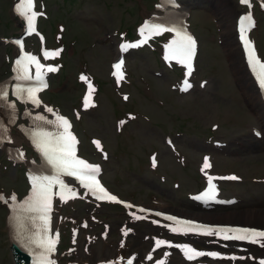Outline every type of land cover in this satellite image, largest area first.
<instances>
[{
  "label": "rangeland",
  "instance_id": "374dc122",
  "mask_svg": "<svg viewBox=\"0 0 264 264\" xmlns=\"http://www.w3.org/2000/svg\"><path fill=\"white\" fill-rule=\"evenodd\" d=\"M14 1L0 0V84L10 74V61L14 56L7 38L21 33L12 12ZM44 2L50 19L42 21L41 28L51 45L66 46L62 58L64 71L53 78L52 87L44 99L71 115L74 108L80 107L83 93L78 75L96 78L98 107L83 114L76 123V130L82 137V154L91 161L103 163L104 180L114 192L136 204L207 222L243 224L239 219L225 221L223 217L247 206L264 209V138H256L253 130L264 132L257 112L247 100L237 65L233 64L227 51L228 41L219 19L214 16L219 0H185L183 4L184 10L192 16L193 30L201 41L195 86L187 95L180 94L175 88L183 72L165 67L159 54L152 50L132 52L128 56L129 83L123 88H117L109 77L110 63L118 57L117 36L123 34L132 38L137 30V27L133 28L142 23L140 19L144 14L152 11L153 3L156 2L157 6V0ZM228 2L235 7L229 25L236 43L234 20L245 9L238 6L237 0ZM256 14L259 27L254 36L264 55V14L259 11ZM30 45L38 48L35 40ZM238 52L244 66L242 53L239 49ZM126 95L129 96L128 102L123 101ZM130 113L134 118L128 115ZM124 119L127 123L118 132L117 128ZM169 137L173 139L176 152L166 143ZM92 138L105 146L110 155L108 162H103L94 153ZM214 143L221 145L215 146ZM258 150L262 151L259 155ZM153 154H157L160 161L157 168L149 162ZM205 154L212 157L210 169L202 165ZM4 158H7L6 152L0 150L2 162ZM24 169L18 168L17 171L14 168L10 173L11 167H3L0 163V190L7 193L16 189L22 191L26 186ZM207 172L216 175L237 173L242 181L223 184V194L237 197L240 203L232 208H216L210 214L202 213L191 203L188 194L202 188L201 174L205 176ZM161 202L170 207H161ZM195 212L204 216H197ZM62 214L77 221L76 228H79L84 242L73 254L76 264H96L115 258L124 225L133 230L123 253L125 256L134 253L137 259L143 260L146 252L153 249L155 238H167L164 231L147 222H130L117 206L96 207L79 202L68 206ZM7 215L6 207L0 204V264H15L6 227ZM92 216H96L99 222L92 220ZM85 221L89 227L83 225ZM106 224L110 232L109 239L104 241L99 236ZM61 226L64 229L62 247H67L72 224L63 221ZM89 236L96 241L88 244ZM66 263L67 259L64 260Z\"/></svg>",
  "mask_w": 264,
  "mask_h": 264
},
{
  "label": "snow or ice",
  "instance_id": "6c2138e0",
  "mask_svg": "<svg viewBox=\"0 0 264 264\" xmlns=\"http://www.w3.org/2000/svg\"><path fill=\"white\" fill-rule=\"evenodd\" d=\"M243 3H248L249 0H242ZM34 3L33 0H19V3L16 6V10L22 16H24L28 21L29 30L34 32L35 25L34 21L38 13L33 11ZM243 19L251 22V15L244 17ZM150 32L159 33L162 31L158 26H153L148 29ZM243 31V29H242ZM246 45H248L250 49V58L255 65H258L260 69L259 79L261 85L264 86V63L256 60L254 55V49L251 46V43L244 37ZM17 44H21V41H16ZM139 44H122L121 49L123 51H127L129 48L138 47ZM195 46L196 42L190 35H182L179 39L174 40L169 46L168 55L165 57L166 60H177V62L184 64L188 69V75H191L192 72V65L191 60L195 53ZM60 54V50H56L54 52L44 51L43 55L45 58H51L54 56H58ZM24 61L30 62L29 64H25ZM34 63L36 68V80L41 81L40 87H46L47 85L43 83V75L44 73L41 71L42 68L45 66L42 65L39 60L35 56L30 54L25 55L24 60H17V71L22 72L23 75H19L18 79H32V77L28 74L30 71V65ZM123 61L121 60L117 64L114 65L116 72L114 75L117 76V80L123 79V73L121 71ZM57 69L55 67H47L46 71L53 72ZM81 79L87 80L86 77L82 76ZM203 86V85H202ZM192 85L188 82V80L183 81L182 91H188ZM40 89L29 88L27 89L28 97L31 99L33 104L39 106L40 101L36 98V91ZM22 90L17 88V93L21 92ZM92 91H94L93 86L89 83V94L85 97V108L90 105V96ZM7 92L0 90V97H6ZM127 99V97H125ZM47 111L52 112L51 108H48ZM37 120H43L44 117L37 116ZM57 120L60 122V126L63 127L64 131L58 134L55 138L52 137L51 133L43 132L38 134V139L36 141L37 148L42 152L43 156L47 159V161L52 164L59 173H63L69 176L76 177L84 183V186L91 189L93 194L96 195L97 199H109L112 201H116L115 196H111L107 193V191L100 185L97 176L100 172V167L98 165H93L85 160L79 158L76 155V144L78 143L76 137L70 131L71 123L62 116H57ZM51 123V122H49ZM121 123H124L123 121ZM97 148L100 149V141H94ZM102 150V149H101ZM205 168L210 167V165L206 162L204 165ZM209 190L204 193L203 195L209 199H214L215 197V186L212 184L213 177H209ZM226 179H238V177L231 176L226 177ZM87 181V182H85ZM53 183L60 184L62 188H66L67 186L63 184L58 178L56 181L47 180L45 178L43 181L38 180L37 178H33V187L31 194L28 198H26L23 202L19 204H14L13 212L16 213L14 219L17 221V226L19 232L25 231V224L24 220L31 219L35 221L39 219L42 222V232L43 235H38V238L33 239L31 242L36 245L37 248L41 249L39 256V264H54L49 258V254L55 251L56 239L49 237L47 234L49 232V212L51 211V186ZM74 195V193H73ZM16 196L13 194L10 197H4L0 194V201L7 202L11 200L13 202L16 201ZM23 214H34L32 216H25ZM168 219H172V217H168ZM180 229L195 227L188 222L186 224H180L177 222ZM173 231H177L178 229L174 228ZM214 229L207 228L205 230V234H211ZM218 231L221 232H237L236 229H219ZM249 237L253 238H261L264 239V232H247L245 231L243 234L234 237L240 239H247ZM227 238H233L225 236ZM255 242V240L253 241ZM165 241H157V247L165 244ZM171 246V245H170ZM183 250L185 255L188 259H194L198 256H203L205 253L198 252L194 249L189 248L187 245L183 246ZM208 255L215 256L216 253H208ZM128 264H132L131 260L128 261Z\"/></svg>",
  "mask_w": 264,
  "mask_h": 264
},
{
  "label": "bare ground",
  "instance_id": "6f19581e",
  "mask_svg": "<svg viewBox=\"0 0 264 264\" xmlns=\"http://www.w3.org/2000/svg\"><path fill=\"white\" fill-rule=\"evenodd\" d=\"M211 1V0H208ZM219 7H215L214 16L219 19L220 25L222 27V33L226 36V39L228 41L227 43V51L229 54H231L233 64L237 65V72L239 73V79L243 83V89L245 92V95L247 97V100L251 103L253 109L257 112L258 120L260 122L261 127L264 130V102L262 99V95L259 92V89L256 87L255 83L253 82L252 78L249 75V72L247 70V67L245 65V68L243 67V64L241 62V58L239 56L238 52V43L233 42V35H232V27L229 25V20L232 16H234L235 7L231 2H228V0H219ZM146 10L144 11V13ZM213 13V12H212ZM146 18H148V13L144 14ZM156 20H160V18L156 17ZM234 28L236 27V20L234 21ZM241 51V49H239ZM242 53V51H241ZM243 59V54H242ZM244 61V59H243ZM128 77V75H127ZM126 77V78H127ZM187 95V94H186ZM3 119L5 121H8L9 118L7 116H4ZM12 138L16 143H21L25 141L23 136V131H19V134L17 136H13ZM264 138V135H263ZM257 155L261 154L262 151L258 150ZM34 171H43V172H50V170L47 167L38 168L37 166H34ZM162 203V202H161ZM163 207H170L167 203L160 204ZM16 213H13L12 218L9 221V233L12 236L13 239H17L18 244H21L22 241V232H19L17 221L14 219V216ZM225 221H230L239 219L241 222H243L245 225L249 224H256V225H262L264 226V209L263 208H256V207H242L241 210H238L232 214L225 215L223 217ZM213 223H223V224H239V223H231V222H212ZM241 225V224H239ZM224 250L228 251L229 253L234 255V259L236 263L241 262H250L254 263L253 258H256L258 256H261L264 254V248H259L253 252H243L240 250H229L228 248H224ZM245 256V259L242 260L241 257Z\"/></svg>",
  "mask_w": 264,
  "mask_h": 264
},
{
  "label": "water",
  "instance_id": "95a60500",
  "mask_svg": "<svg viewBox=\"0 0 264 264\" xmlns=\"http://www.w3.org/2000/svg\"><path fill=\"white\" fill-rule=\"evenodd\" d=\"M14 251L17 252V248H16V246H14ZM15 255H16V260H19V259H18L19 257L17 256V254H15ZM20 261H24L23 264H27V263H28V260H25V259H23V260L21 259Z\"/></svg>",
  "mask_w": 264,
  "mask_h": 264
}]
</instances>
